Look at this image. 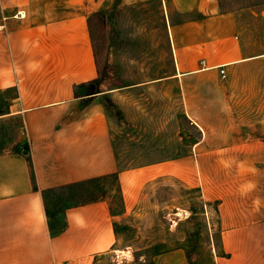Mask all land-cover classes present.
I'll list each match as a JSON object with an SVG mask.
<instances>
[{"label": "crops", "instance_id": "0c3cea01", "mask_svg": "<svg viewBox=\"0 0 264 264\" xmlns=\"http://www.w3.org/2000/svg\"><path fill=\"white\" fill-rule=\"evenodd\" d=\"M175 4V15L200 13L169 21L172 73L134 86L177 82L202 135L187 154L121 168L99 100L115 95L91 93L99 67L90 12L49 17L33 0H0V264H101L120 229L143 213L145 189L166 177L213 203L211 264H264V138L225 125L221 93L199 97L190 87L215 83L209 72L247 59L237 14L215 0ZM113 174L118 209L93 191ZM152 259L191 264L182 243Z\"/></svg>", "mask_w": 264, "mask_h": 264}, {"label": "rangeland", "instance_id": "374dc122", "mask_svg": "<svg viewBox=\"0 0 264 264\" xmlns=\"http://www.w3.org/2000/svg\"><path fill=\"white\" fill-rule=\"evenodd\" d=\"M215 1L220 10L237 14L239 41L247 59L224 67L226 77L218 69L209 72L216 82L191 84V92L197 91L199 97L221 93L225 125L264 138V0ZM42 9L53 12L49 17L79 9L105 15L104 20L91 19V35L101 66L100 88L115 95L104 94L99 100L113 126L121 168L189 153L202 131L184 111L181 85L175 81L150 87L134 84L172 73L169 21L200 12L175 15V0H33V10ZM105 186L115 188L111 179ZM106 193L118 209L117 191ZM141 205L143 213L120 229L121 241L101 264H154L153 255L180 243L202 264H211L216 216L213 203L201 197L197 187L166 177L149 184Z\"/></svg>", "mask_w": 264, "mask_h": 264}, {"label": "trees", "instance_id": "16d2710c", "mask_svg": "<svg viewBox=\"0 0 264 264\" xmlns=\"http://www.w3.org/2000/svg\"><path fill=\"white\" fill-rule=\"evenodd\" d=\"M94 15H90V17H89V24H90V26H91V19L93 18V17H97L98 19H100V20H104L105 19V15H104V13L103 12H101V11H98V12H96V13H93ZM96 57H97V54H96ZM97 65H98V67H99V77L98 78H96L95 80H93L90 84H95V88L92 90V94H94V93H97V92H102V91H104L103 89H100V87H101V66H100V63H99V60H98V57H97ZM106 100H110V99H107V96H106V98H105ZM105 106V109H106V112H107V108H106V105H104ZM104 178V177H103ZM108 178H110L113 182H114V184H115V182L117 181V174H113V175H110V176H108ZM96 180H98V179H96ZM117 184H116V191H117V193H118V196H119V202H121V200H122V196H121V188H120V184L118 183V182H116ZM108 188L109 187H107V188H105L104 187V185H97L95 188H93V191H98V192H100V194H101V196H105V193L107 192V191H110V189L112 190V186H110V188H109V190H108ZM158 252H161V251H158ZM189 258L191 259V264H202L201 263V261L200 260H198L197 258H195L192 254H191V252H189Z\"/></svg>", "mask_w": 264, "mask_h": 264}, {"label": "built area", "instance_id": "2783aa9c", "mask_svg": "<svg viewBox=\"0 0 264 264\" xmlns=\"http://www.w3.org/2000/svg\"><path fill=\"white\" fill-rule=\"evenodd\" d=\"M220 72H221L222 77H226V72H225L224 67L220 68Z\"/></svg>", "mask_w": 264, "mask_h": 264}]
</instances>
